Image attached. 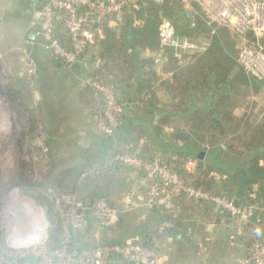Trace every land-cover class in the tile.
<instances>
[{
  "label": "trees",
  "instance_id": "obj_1",
  "mask_svg": "<svg viewBox=\"0 0 264 264\" xmlns=\"http://www.w3.org/2000/svg\"><path fill=\"white\" fill-rule=\"evenodd\" d=\"M189 1L202 13L195 0ZM79 11L82 13L84 9ZM57 14L65 16L63 11ZM165 18L172 21L179 37L196 41L205 49L176 57L174 50L162 46L159 38V27ZM179 20L183 26L177 24ZM98 25L103 36L87 50L88 62L73 64L82 73L83 86L78 94L93 96L96 90L87 81L102 82L114 90L122 112L113 139L98 140L101 150L94 163L104 165L109 156L113 159L130 156L144 163L159 160L183 185L224 197L241 209L252 208V216L241 230L243 234L237 235L242 241V257L250 256L264 240V105L259 117L256 116L254 112L259 104L249 98V93L264 98V76L248 75L238 64L240 49L236 48V39L239 37L227 26H216L213 30L200 16L189 17L182 0H140L124 8L121 20L115 21L113 15H108ZM53 34L65 48H72L70 33L62 19H54ZM247 38L249 43L257 41L252 33ZM38 39L35 43L40 44ZM259 42L264 45V36ZM145 52L153 56L145 57ZM155 55L163 60L160 72L148 67L155 62ZM97 58L100 62L96 65ZM60 62L73 74V65ZM157 82L158 88L153 86ZM161 94L167 96L164 103ZM104 108L102 100L96 112L99 114ZM182 123L186 124L182 126ZM117 165L114 171L137 168L123 162ZM73 171L80 175L79 171ZM139 172L146 177L144 172ZM171 190L181 209L180 217L164 214L155 207L151 209L150 221L155 219L153 223L162 228V235L177 243L184 239L183 232L190 231L192 236L195 233V223L186 222L195 212L203 221L215 217L221 221L236 220L218 211L210 201L188 197L177 187ZM96 200L87 197L83 201L91 207ZM145 220L135 226V233L124 238L136 236L144 246L154 249L148 235L159 229L150 228V221ZM61 237L54 246L56 249L63 247L62 231ZM78 240V236L72 240V253L86 250ZM118 243L124 242L114 240L105 245ZM111 258L125 261L118 253H112ZM19 261L38 263L26 257Z\"/></svg>",
  "mask_w": 264,
  "mask_h": 264
},
{
  "label": "rangeland",
  "instance_id": "obj_2",
  "mask_svg": "<svg viewBox=\"0 0 264 264\" xmlns=\"http://www.w3.org/2000/svg\"><path fill=\"white\" fill-rule=\"evenodd\" d=\"M36 18L35 31L39 29L40 20L39 16ZM181 20L177 22L179 26L184 24ZM24 25L22 18L16 21L15 30H0V264H32L21 263L19 260L24 257L37 264H96L99 259L95 257V248L114 240L124 242L116 245L140 241L138 237H124L135 233V226L145 219L153 218L151 209L155 207L147 202L150 186H158V181L149 173L142 177L141 168L127 170L124 167L114 171V166L120 164L117 156L114 159L109 156L104 165L94 163L101 150L98 140L108 136L99 131L93 119L101 107L102 96L97 92L93 96H77L70 70L59 66V60L51 57L53 54L43 45L35 46L31 52L34 57H31L25 52L29 44H24L15 53L18 54L15 58H23L24 66L15 67L11 45L19 41L25 31L20 27ZM35 31L30 34L31 40ZM233 33L239 37L236 48L240 51L252 44L246 36ZM144 56L152 55L145 52ZM153 86L158 88L159 83ZM249 95L259 104L254 112L259 117L264 98H256L254 92ZM160 98L163 103L167 101L164 94ZM74 169L80 172L79 176ZM87 197L98 199L96 201L103 198L119 209L130 200L134 205L127 211H119L113 221L102 226L92 212L88 213L87 208H90L83 201ZM157 209L180 217L181 209L172 194L166 204ZM80 214L85 218L82 226L70 217ZM186 222L195 223V233L192 236L188 231L183 232L184 239L179 243L162 235V228L154 223L159 232L153 233L155 236L149 233L148 238L155 246L149 250L161 257V264L168 260L176 264H195L209 249L203 235H199L200 214L195 212ZM229 223L230 234H236V226L240 231L243 228L241 222L236 226L235 222ZM61 231L64 244L56 249V242L62 240ZM76 236L78 243L86 248L82 255L77 253L78 256L71 251ZM125 261L109 258L108 264H126Z\"/></svg>",
  "mask_w": 264,
  "mask_h": 264
},
{
  "label": "built area",
  "instance_id": "obj_3",
  "mask_svg": "<svg viewBox=\"0 0 264 264\" xmlns=\"http://www.w3.org/2000/svg\"><path fill=\"white\" fill-rule=\"evenodd\" d=\"M30 1L38 7L36 13L40 18L39 29L34 32L31 41L35 42L39 38L40 44L45 46L55 59L73 65L84 62L87 50L96 45L97 38L100 36L97 25L104 17L113 15L115 21H119L124 8L127 5L136 4L140 0ZM182 1L189 17L200 16L213 30L216 26H227L240 36L247 37L248 33H252L256 37V43L248 44L242 48L237 61L248 75L264 76V45L259 42V39L264 36V0H195L201 7L202 13L195 9L189 0ZM81 8L84 9L82 13L79 11ZM59 11L65 13L63 18L58 16L57 12ZM56 18L63 20L70 33L71 49L65 48L53 34L54 19ZM159 38L162 46L173 49L178 58L181 57V54L190 55L205 49V46L196 41L179 37L174 24L168 18H165L159 27ZM30 62L33 63L32 60ZM99 62L100 59L97 58L96 65ZM87 82L94 87L105 102V108L96 117L97 128L106 135H112L117 125L118 115L122 112L116 94L110 86L102 82L93 80ZM117 159L127 165L141 168L145 174L149 173L157 178L158 186L151 185L149 188L150 198L147 204L151 207L165 205L172 194L171 188L177 187L188 197L210 201L218 211L226 212L239 221L247 222L252 216V208L241 209L224 197L212 196L200 188L183 185L176 174L157 161L144 163L140 159L130 156H119ZM166 190H168L167 195H165ZM131 205H134L132 200L123 204L121 209H117L102 199L96 201L87 210H91L100 225L107 226L117 217L119 211H127L132 207ZM70 217L80 222V226L85 224L83 214ZM93 251L95 257L99 259L96 264H108L112 253H119L127 257V262L133 260L147 264H161V257L137 240L128 241L124 245H105L95 248ZM84 252L85 250L79 254L82 255ZM72 254L78 256L77 253ZM235 264H264V240L262 244L256 246L250 256L240 257Z\"/></svg>",
  "mask_w": 264,
  "mask_h": 264
},
{
  "label": "crops",
  "instance_id": "obj_4",
  "mask_svg": "<svg viewBox=\"0 0 264 264\" xmlns=\"http://www.w3.org/2000/svg\"><path fill=\"white\" fill-rule=\"evenodd\" d=\"M22 1L21 0H0V30H15L17 27L16 21L21 20L22 18L25 19V25L22 28L20 27V30H25V31L20 36L19 41H16V44L14 43L15 45L14 44L11 45L12 46L11 51L14 53L13 54L14 58L17 57L18 55V54L15 55V53L16 52L18 53V51L21 50V48H23V45L26 43H28L29 46L25 48V52L27 53L28 56H31V57H34L33 54L31 53L33 48L35 46L41 45L39 43H35V45L33 46L30 45V42H32L30 39V34L33 31H35V28H36L35 19H37L36 11L38 7L34 6L32 2L30 3V0H24L23 4H22ZM110 24L114 26L115 22L110 21ZM97 27H99V25H97ZM99 31H100V36L102 37L103 35L101 32V28H99ZM8 32L12 34V31H8ZM87 56L89 58V55ZM51 57L53 56L51 55ZM15 59H16L14 62L15 67L24 66V61L22 60L23 59L22 57L15 58ZM58 62H59V66L62 67L61 62L60 61ZM87 62H88V59L85 58L83 63H87ZM79 63H82V62H79ZM161 63H162L161 58L156 56L155 62L152 63L151 68H155L156 71L159 72L160 67L162 65ZM70 76L72 78V88L76 90V95H77L79 92V88L83 86V80L80 79L81 76L80 77L76 76L74 73L72 74L71 72H70ZM97 115H98L97 112H95L93 115V119L95 123H96ZM111 206L114 208H117L113 205ZM202 221L203 220L200 218V225H197V226H200L201 228L199 235H202V233L205 232V234L202 237H205V242L208 243L207 248L209 249H207V252H205L202 255V257H200L199 261L198 260L195 261V264H235L236 259L238 260V258L242 257L244 254V251L242 249L243 248L242 241H240V238H237V235H241L243 233L240 231V228H238V226L236 225L237 223H240V222L244 225L247 222H242V221H239L238 219H236L235 221H231V222H235L234 226L237 227L235 228L236 234L233 235V234H230L232 232V227L228 221H225V220L221 221V219L216 218V217L212 221H203V222ZM149 224H150V228L153 227L154 226L153 220L150 221ZM188 233L190 234V231H188ZM151 236H155V234H152ZM168 238H170V240L172 239L170 236ZM149 242L153 243V241L151 240ZM183 244H179V246L182 247ZM166 257L167 256H165L164 259ZM112 259L114 260L115 258H112ZM168 261L166 262V264H169V263L176 264V262H172V261L168 262Z\"/></svg>",
  "mask_w": 264,
  "mask_h": 264
},
{
  "label": "water",
  "instance_id": "obj_5",
  "mask_svg": "<svg viewBox=\"0 0 264 264\" xmlns=\"http://www.w3.org/2000/svg\"><path fill=\"white\" fill-rule=\"evenodd\" d=\"M71 70H72V72L76 75V76H82V73H81V71L79 70V68L76 66V65H73L72 67H71ZM113 139V136L112 135H108V136H104L103 138H102V141H111ZM203 155H204V153L202 152V153H200L199 154V158H203ZM127 264H147V263H144V262H141V261H138V262H135V261H133V260H130V261H128L127 262Z\"/></svg>",
  "mask_w": 264,
  "mask_h": 264
}]
</instances>
